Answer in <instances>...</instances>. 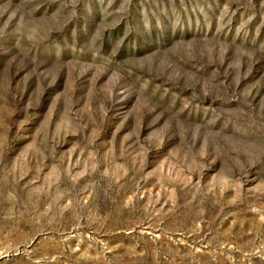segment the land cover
Masks as SVG:
<instances>
[{
	"label": "rangeland",
	"instance_id": "1",
	"mask_svg": "<svg viewBox=\"0 0 264 264\" xmlns=\"http://www.w3.org/2000/svg\"><path fill=\"white\" fill-rule=\"evenodd\" d=\"M0 264H264V0H0Z\"/></svg>",
	"mask_w": 264,
	"mask_h": 264
}]
</instances>
